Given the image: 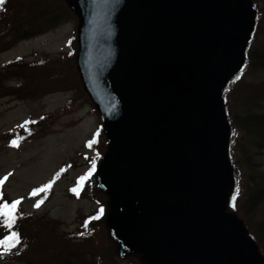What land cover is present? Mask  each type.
I'll return each mask as SVG.
<instances>
[{
  "label": "water",
  "instance_id": "95a60500",
  "mask_svg": "<svg viewBox=\"0 0 264 264\" xmlns=\"http://www.w3.org/2000/svg\"><path fill=\"white\" fill-rule=\"evenodd\" d=\"M103 118L97 185L122 252L144 264H264L228 201L222 90L244 64L252 0H65Z\"/></svg>",
  "mask_w": 264,
  "mask_h": 264
},
{
  "label": "rangeland",
  "instance_id": "374dc122",
  "mask_svg": "<svg viewBox=\"0 0 264 264\" xmlns=\"http://www.w3.org/2000/svg\"><path fill=\"white\" fill-rule=\"evenodd\" d=\"M37 1L39 0H13L11 2L13 12L9 10L8 13L15 19L22 17L27 6ZM55 1L53 8L63 3L68 13H64L54 27L48 30L45 28L44 32L28 38L18 36L11 40L8 47L0 51V69L12 66H5L2 63L19 56L26 61L48 57L49 62L60 69L54 77L40 78L37 74L26 75L28 67L22 72L14 67L11 69L15 73L14 76L6 75L0 80V178L11 173L0 188V192L8 199L23 198L22 209L36 217L24 224L30 226L26 234L34 241L30 245L28 255L14 261L0 259V264H34L35 256L40 258L42 264H53L55 260L58 261L57 264H62L63 257V264H95L94 256L100 253V241L109 240L102 226L104 219L98 221L93 218L90 219V224L95 235L86 243L82 242L80 246L73 245L67 248L63 243H55L48 239L55 235L70 238L72 235L67 234L80 231L86 225V217H93L99 204L93 200L91 194L85 193L86 195L78 198H72L70 195V188L77 177L84 172L86 166L89 167L83 156L90 153L91 159L93 152L85 143L92 140L100 119L99 112L92 110L91 100L84 94L74 57H67L65 54L69 47L66 42L70 37L75 38L77 35L78 18L67 7L65 0ZM61 78L62 81L59 82ZM239 79L234 81L239 80L232 92L234 112L241 116L249 110L248 107L264 111V70L249 69ZM55 82L58 84L54 85ZM19 84L22 85L17 87ZM254 103L255 105H252ZM45 115L41 123L37 124L38 127L40 124L42 126L37 133L39 135L31 136L19 147L14 148L7 144L9 131L18 128L21 121ZM243 138V131H239L236 136L235 153V162L238 166L235 167L240 191L236 199V212L241 218L249 219L252 216L261 219L264 217V204L256 210L245 204L250 184L247 182L249 172L243 162L245 159L243 154L244 147L248 148L247 154H252L254 161L253 172L261 171L264 170V148L258 149L251 140L248 142ZM53 179L54 183L47 192L30 195L34 189H39ZM43 196L46 198L40 207H34ZM98 198L107 203L102 192ZM28 231L40 235L33 237ZM70 240L76 242L81 239L71 237ZM46 248H49V251L45 254ZM109 249L106 248L107 253ZM77 256L85 262H76ZM120 258L124 264L131 260L130 257L123 258V253ZM134 262L138 264L137 259Z\"/></svg>",
  "mask_w": 264,
  "mask_h": 264
},
{
  "label": "trees",
  "instance_id": "16d2710c",
  "mask_svg": "<svg viewBox=\"0 0 264 264\" xmlns=\"http://www.w3.org/2000/svg\"><path fill=\"white\" fill-rule=\"evenodd\" d=\"M12 1L13 0H5L4 5L0 7V51L8 47V44L12 42L11 40L16 39L18 36H21L22 38H28L40 34L41 32H44L45 28H47L48 30L54 27L62 19L64 13L65 14L68 13V11L66 10L67 8L63 3L61 6L58 7L55 6V8H53L54 7L53 4L56 3L55 0L54 1L43 0V2H41L42 0H39L27 6L24 16L16 17L15 19L13 15L11 16L8 13L9 10L13 12V7L11 6ZM252 2L254 7L256 8L255 28L247 43L245 63L242 69L223 88L224 106L230 124L229 155L234 165V171H235V187H234V191L230 196L227 209L233 212L238 218L241 219V221L243 222V224L247 229V234L254 239L260 253L264 256V217L261 219H255L252 216L249 219L241 218L236 212L237 203H236V207L232 206V197L236 193L237 185L239 186V180H238L239 177L235 167V165H237L235 162L236 159L235 153H237L236 152L237 134L239 133V131H243L244 138L248 142H250L251 140L252 143L258 149L264 148V111L263 110L261 111L257 108L248 107L249 110L243 115L239 116L234 112L233 104H232V92L237 85L236 83L239 80H242L239 79L238 81L234 82V79L237 78V76H239L240 74H246L249 69L264 70V0H252ZM44 3L47 4L48 6H45ZM66 5L70 9V11L75 14V12L68 6L67 3ZM67 46L69 47L68 50L65 52V54L67 57H74L75 67L79 77L77 62H76V55L78 50L76 37L70 38ZM49 61L50 59L48 57L47 58L42 57L40 59H36L32 61H26L23 60L21 57H19L5 61L2 64H4L5 66L8 65H12V66L6 69L5 68L0 69V80H3L6 75L14 76L15 73L12 72L11 70L14 67H17L18 69L17 71H21V72L28 67L29 70L26 72V75L29 76L33 74H37V77L40 78L54 77L58 72H60V69L56 65H52L51 62ZM241 77L242 75L240 76V78ZM61 81L62 78L61 80L59 79V82ZM53 84L56 85L58 83L55 82ZM21 85L22 84H19L17 85V87H20ZM81 85L83 91L85 92L84 94H86V96L91 100L88 93L84 90L82 82ZM249 96L253 97L252 95ZM91 103L93 105L92 110L97 111L96 108L94 107L92 100ZM252 105H255V103ZM45 117L46 115L31 120H27L29 122L27 125H25L26 121H24L22 124L18 125V128L14 130H10L11 132L9 131L10 136L8 138L7 144L13 145L11 142L18 138H21L19 139V143H20L30 138L31 136L39 135L37 133L39 132L42 126L40 124V126L38 127L37 124L39 122L41 123V120H43ZM98 117L100 121L98 122V126L94 133V143L91 144V147L94 148V155L92 156L91 159L87 155L84 156L85 163L89 164V168L82 176H87V179H85L82 183L78 179L77 185H79L78 187L79 189L78 191L71 193V195L82 196L85 193L88 195L91 194L93 196V200L99 203V211L101 208H103V213L100 214L99 218L95 220L100 221L104 219V223L102 226L104 227L106 231L107 239L109 240L100 241V247H101L100 253H96L94 256L95 264H124L121 262V258L119 256L121 252L120 243L110 236L109 228L106 223V217L109 210V196L105 192L97 188L96 180H95L96 168L98 167L100 160L106 149V137L102 128V118L100 114ZM32 121H34L35 123H31ZM247 151L248 148L244 147L243 157H245V159L243 160V162L248 167L249 178H247V182L248 184H250L249 189H251V191L249 192L248 189V193L245 198V204H249L250 209L256 210L264 204V170L261 171L255 170V172H253L254 161L252 159V154H247ZM238 161H239V157H238ZM93 164L95 165L94 171H92ZM240 167H241V163H240ZM90 171L91 174L88 175ZM257 173L259 175H256ZM252 186H254V188H251ZM101 192L105 194V199H106L105 201L107 203H104L103 200L98 198V195ZM3 200L9 203L14 201L8 199L4 195H3ZM17 211L18 213H22V215L18 216L17 222L12 229H8L7 227L0 225V239H4L6 236L10 234L11 231H17L20 234V243L16 245V247L13 248L10 252L5 253L2 252L1 250L0 259H7L11 261L21 259L26 255H28L30 245L34 242L33 239L26 234L27 232L26 230H30V226L27 227L24 226V224L27 221H32L33 219H36V217L34 215H30L26 213L22 209L21 205L18 206ZM39 229L40 228H35V230H39ZM99 229L97 231H99ZM94 232L95 231L91 227L90 220L86 218V225L80 231H78L75 234L74 233L67 234L68 236L72 235L71 237L81 239L80 241L72 242L70 240L71 237L64 238L58 235H55L48 239L55 243H63L67 246V248H71L73 245L80 246L82 242L86 243L88 240L92 239L93 236L95 235V234L93 235ZM28 233L33 237H37L38 235H40L39 233H32L29 231ZM82 233L83 235H81ZM97 248L99 247L97 246ZM106 248H110L108 253L106 251ZM48 251L49 248H46L45 254ZM125 257L131 258V260H128V262H126L125 264H135L134 261L136 259L138 261V264H144L141 260L140 253L127 252L123 258ZM133 258L135 260H133ZM75 261L78 263L85 262L83 261V259H80L78 256L75 258ZM57 262L58 261L55 260L53 264H57ZM63 262H64V257L62 259V264ZM34 264H42V261L40 260V258L35 256Z\"/></svg>",
  "mask_w": 264,
  "mask_h": 264
},
{
  "label": "snow or ice",
  "instance_id": "6c2138e0",
  "mask_svg": "<svg viewBox=\"0 0 264 264\" xmlns=\"http://www.w3.org/2000/svg\"><path fill=\"white\" fill-rule=\"evenodd\" d=\"M5 3V0H0V7H2ZM240 77L237 76L236 79H239ZM29 122L26 121L25 125H27ZM31 123H35L34 121H32ZM19 139L18 138L16 140H13L11 143L13 144V146H18L19 145ZM89 146H91V142L89 143ZM95 165L93 164V168L92 171H94ZM91 174V171L88 173V175ZM11 173H9L8 175H6L3 178H0V188H2V186L4 185L5 181L8 179V176H10ZM55 179V178H54ZM54 179L53 181L48 182L47 184H44L42 187H40L39 189H34L32 193H30V195H36L37 193H41V192H47L49 189H51L52 187V183H54ZM85 179H87V176H82L79 178V181L82 183ZM78 187L74 188L73 191H78ZM239 186L237 185V189H236V193L233 195L232 197V206L236 207V199L237 196L239 195ZM23 198L17 199L12 201L11 203L4 201L3 200V193L0 192V225L7 227L8 229H12L13 226L16 224L18 216L22 215V213H18V206L21 204ZM43 203V199L39 200L34 207L39 208L40 205ZM103 213V208L100 209V214ZM99 216L94 217L93 219H98ZM83 235V233L81 234ZM20 243V234L17 231H11L10 234L8 236H6L4 239H0V250H2V252H10L13 248L16 247V245H18Z\"/></svg>",
  "mask_w": 264,
  "mask_h": 264
},
{
  "label": "bare ground",
  "instance_id": "6f19581e",
  "mask_svg": "<svg viewBox=\"0 0 264 264\" xmlns=\"http://www.w3.org/2000/svg\"><path fill=\"white\" fill-rule=\"evenodd\" d=\"M81 197V196H80Z\"/></svg>",
  "mask_w": 264,
  "mask_h": 264
}]
</instances>
